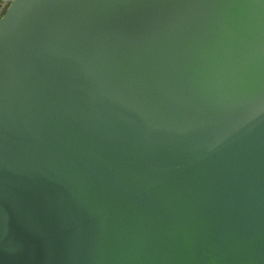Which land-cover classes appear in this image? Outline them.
Masks as SVG:
<instances>
[{
    "label": "water",
    "instance_id": "95a60500",
    "mask_svg": "<svg viewBox=\"0 0 264 264\" xmlns=\"http://www.w3.org/2000/svg\"><path fill=\"white\" fill-rule=\"evenodd\" d=\"M0 264H264V0H12Z\"/></svg>",
    "mask_w": 264,
    "mask_h": 264
},
{
    "label": "built area",
    "instance_id": "2783aa9c",
    "mask_svg": "<svg viewBox=\"0 0 264 264\" xmlns=\"http://www.w3.org/2000/svg\"><path fill=\"white\" fill-rule=\"evenodd\" d=\"M12 0H0V17H2L10 6Z\"/></svg>",
    "mask_w": 264,
    "mask_h": 264
}]
</instances>
